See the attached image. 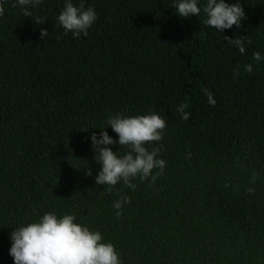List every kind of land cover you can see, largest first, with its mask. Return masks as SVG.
Returning a JSON list of instances; mask_svg holds the SVG:
<instances>
[{
	"label": "trees",
	"instance_id": "1",
	"mask_svg": "<svg viewBox=\"0 0 264 264\" xmlns=\"http://www.w3.org/2000/svg\"><path fill=\"white\" fill-rule=\"evenodd\" d=\"M237 2L246 18L222 33L204 24L206 0L188 18L177 0H83L97 19L75 38L58 23L65 0H42L32 17L0 0V264H14L11 232L46 212L100 231L121 264H264V0H225ZM225 36L251 42L241 54ZM152 112L167 126L145 146L161 148L164 175L135 190L97 184L92 134L118 141L109 116Z\"/></svg>",
	"mask_w": 264,
	"mask_h": 264
},
{
	"label": "clouds",
	"instance_id": "2",
	"mask_svg": "<svg viewBox=\"0 0 264 264\" xmlns=\"http://www.w3.org/2000/svg\"><path fill=\"white\" fill-rule=\"evenodd\" d=\"M42 0H18V5L23 8V15L32 17L31 8L40 5ZM15 6V5H14ZM177 14L182 18L199 16L201 8L198 7V0H177L174 5ZM206 14L204 24L213 27L222 33L225 29H231L233 25L240 27L246 18L244 8L240 3L229 5L225 0H206L203 7ZM4 14V7L0 4V16ZM97 15L94 8H85L83 0L79 6H74L72 0H65V4L58 15V23L65 33L71 32L75 38L88 35V29L96 21ZM45 20L36 17L35 23L41 24ZM41 38L48 36L46 29L40 30ZM228 40L229 45L238 48L243 54L246 50L245 44L251 41L246 37H223ZM46 42V41H45ZM253 59L259 63L262 56L259 52H253ZM245 71L252 73L251 64L244 65ZM238 77L239 71L234 69ZM208 98V103L215 106L214 94L207 88L202 89ZM187 103L177 107L181 118L187 121L190 113L186 112ZM108 126L118 134V141H114L106 130L100 128L99 138L96 133L91 136L92 147L98 152L95 157L101 165V170L95 177L97 184L110 186L119 182L135 190L137 185L133 180L139 178L141 182L151 179L154 184L158 176L164 175L166 163L158 158L161 148L149 150L145 145L159 142L163 139V132L166 128V120L161 115L152 112L145 115H134L125 117L119 113L108 118ZM118 143L119 146L128 148V152L119 156L113 152L110 145ZM103 145V147H101ZM162 147V145H161ZM189 151L186 158H190ZM158 171L153 174V170ZM87 175H91L89 170ZM258 173H253L250 183L254 184ZM151 186V184L149 185ZM225 187H229L225 184ZM247 193L255 192L252 187L246 188ZM130 203V197L121 196L113 207L117 210L115 215L119 219L122 215L123 205ZM12 245L9 254L13 257L14 264H121L119 253L111 242H103L100 231L90 230L88 226L76 222L74 214L57 216L54 212H46L35 222L27 223L24 226L13 230L10 234Z\"/></svg>",
	"mask_w": 264,
	"mask_h": 264
}]
</instances>
